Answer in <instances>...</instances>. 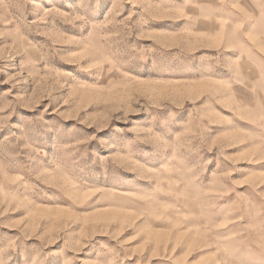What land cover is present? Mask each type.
Here are the masks:
<instances>
[{"label":"rangeland","instance_id":"rangeland-1","mask_svg":"<svg viewBox=\"0 0 264 264\" xmlns=\"http://www.w3.org/2000/svg\"><path fill=\"white\" fill-rule=\"evenodd\" d=\"M0 264H264V0H0Z\"/></svg>","mask_w":264,"mask_h":264}]
</instances>
